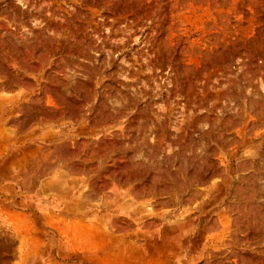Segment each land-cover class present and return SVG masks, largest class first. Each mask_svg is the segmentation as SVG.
Segmentation results:
<instances>
[{
  "label": "rangeland",
  "instance_id": "rangeland-1",
  "mask_svg": "<svg viewBox=\"0 0 264 264\" xmlns=\"http://www.w3.org/2000/svg\"><path fill=\"white\" fill-rule=\"evenodd\" d=\"M0 264H264V0H0Z\"/></svg>",
  "mask_w": 264,
  "mask_h": 264
}]
</instances>
